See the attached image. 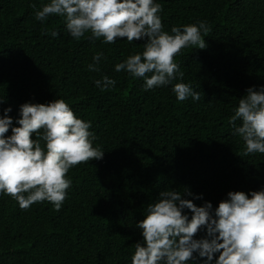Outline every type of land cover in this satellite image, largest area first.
I'll return each instance as SVG.
<instances>
[{"label": "trees", "instance_id": "16d2710c", "mask_svg": "<svg viewBox=\"0 0 264 264\" xmlns=\"http://www.w3.org/2000/svg\"><path fill=\"white\" fill-rule=\"evenodd\" d=\"M49 2L0 0V116L11 107L18 127L20 105L63 99L91 122L93 147L104 155L69 170L72 185L59 211L47 201L22 210L0 193V264H131L143 240L136 225L161 191L187 189L203 198H183L215 209L230 191L264 190V154L244 155L229 123L246 90L264 86V0H154L169 34L201 21L211 31L205 49L190 46L175 57L183 79L177 74L151 90L143 78L115 71L146 40L105 44L89 32L77 41L64 17L36 20ZM97 53L100 71H89ZM105 75L116 83L101 91L95 81ZM175 83L189 84L200 99L178 101ZM184 214L191 219L190 210ZM195 238H206V230ZM194 255L189 264H204Z\"/></svg>", "mask_w": 264, "mask_h": 264}, {"label": "clouds", "instance_id": "9594fccd", "mask_svg": "<svg viewBox=\"0 0 264 264\" xmlns=\"http://www.w3.org/2000/svg\"><path fill=\"white\" fill-rule=\"evenodd\" d=\"M160 12L162 6L154 0H50L35 11V18L64 17L66 30L77 41L89 32L90 39L103 38L105 44H114L118 38L128 43L146 40L144 51L116 64L115 71L143 78L145 90H151L171 84L177 74L183 79L175 57L190 46L205 49V37L211 31L201 21L173 26L169 34L163 30ZM102 55H94L89 71H100ZM115 83L106 75L95 81L101 91ZM172 91L181 102L200 99L199 92L186 83H175ZM11 111L5 108L0 116V193L16 200L22 210L47 201L59 211L72 185L69 170L103 158L104 152L93 147L96 137L89 130L91 122L77 118L58 98L48 104L20 105L18 127L12 126ZM229 123L245 142L244 155L264 154V86L259 91L246 90ZM10 128L11 135H6ZM184 196L203 198L187 189L183 193L165 190L147 206L145 218L136 225L143 240L135 244L131 264H189L196 259L194 254L206 258L204 264H212L217 253L215 264H264V190L230 191L215 209L211 202L197 206ZM185 209L192 213L191 219ZM201 229L206 230V238L196 239Z\"/></svg>", "mask_w": 264, "mask_h": 264}]
</instances>
